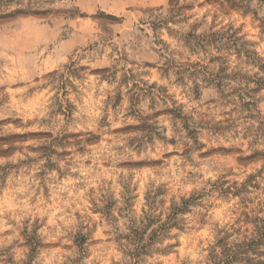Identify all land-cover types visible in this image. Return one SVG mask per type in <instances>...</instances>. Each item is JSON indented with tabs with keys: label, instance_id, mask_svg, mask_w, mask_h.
I'll use <instances>...</instances> for the list:
<instances>
[{
	"label": "rangeland",
	"instance_id": "obj_1",
	"mask_svg": "<svg viewBox=\"0 0 264 264\" xmlns=\"http://www.w3.org/2000/svg\"><path fill=\"white\" fill-rule=\"evenodd\" d=\"M28 6L41 13L0 18V264H206L252 228L264 0H8L0 15ZM133 231L151 245L137 259Z\"/></svg>",
	"mask_w": 264,
	"mask_h": 264
},
{
	"label": "trees",
	"instance_id": "obj_2",
	"mask_svg": "<svg viewBox=\"0 0 264 264\" xmlns=\"http://www.w3.org/2000/svg\"><path fill=\"white\" fill-rule=\"evenodd\" d=\"M7 2L8 0H0V2ZM39 9H33V7H21L16 8L8 13H3L0 18H11L19 14H39ZM258 88L250 89L249 92H256ZM263 155L264 153L257 152L251 158L255 156ZM250 158V159H251ZM244 185V184H243ZM246 185V184H245ZM243 187L236 186V192H241ZM192 198H183L180 203H173L171 210L164 221L160 220L158 227L154 228L151 233L152 238H158L164 235L165 232L178 224V215L188 210L189 204ZM253 210L252 212H254ZM264 203H262L257 210V213H251V211H245L244 221L251 223L252 228L242 231L241 228L234 229L237 233V237L232 240L233 234L225 232V235L219 237L216 243L211 247L210 254L207 258L206 264H264ZM152 222L155 220L151 214L145 218L146 221ZM148 222V223H149ZM143 234H139L138 231H133V234L129 235V239L134 243L135 250L132 253V258L137 259L142 253L149 250L151 245L141 243Z\"/></svg>",
	"mask_w": 264,
	"mask_h": 264
}]
</instances>
